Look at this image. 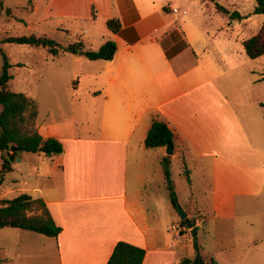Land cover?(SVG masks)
Here are the masks:
<instances>
[{
	"label": "crops",
	"instance_id": "crops-1",
	"mask_svg": "<svg viewBox=\"0 0 264 264\" xmlns=\"http://www.w3.org/2000/svg\"><path fill=\"white\" fill-rule=\"evenodd\" d=\"M225 1L32 0L25 22L35 21L39 28L55 27L72 34L73 30H65L52 20H88L93 17V6L106 25L113 18L121 24L117 32L107 25L99 35L89 29L75 33L76 42L89 48L96 49L107 39L117 44L110 60L86 57L84 78L79 77L74 85L80 90L84 81L85 93L101 109L100 131L77 134L73 126L50 120L51 111L45 119L40 118L41 107L37 105L34 131L44 138L59 139L64 150L54 157L40 151L19 152L14 156L19 161L12 162V170L4 172L0 183V200L27 193L46 202L62 231L57 237L46 238L39 233L36 239L55 241V246L52 242L43 252H55L58 264H106L120 240L145 249L143 264H181L184 258L194 264L197 254L207 264L209 258L196 253L193 237L186 240L187 233H183L177 241L154 225L157 215L161 218L165 211L171 224L178 222L169 206L161 163L164 156H169L171 164L179 160L182 165L185 159L191 189L193 168L212 172L214 212L220 218L234 217L238 201H243L237 196L260 193L264 156L260 157L251 143L242 109L259 108L264 102L253 97L246 104H237L228 84L235 72L243 88H251L250 80L258 82L260 77L249 79L242 68L250 59L243 41L251 37L239 31L242 22H226L213 12L217 4L230 12L238 10V0ZM14 17L13 11L9 13V26L23 23L22 17ZM22 52L23 48L8 54L11 68L27 65ZM65 53L75 55L74 61L85 57L69 51L51 55L55 58ZM156 116L178 136L172 155L166 153V146L147 149L144 145ZM251 119L258 125L254 114ZM0 161L1 165L3 159ZM158 164L163 177L157 181ZM257 175L261 176V187L253 190ZM162 181L165 188L159 183ZM197 212L187 210V216L201 217L202 211ZM200 224L197 219L196 226ZM179 242L186 248L193 242L194 255L181 258L174 249Z\"/></svg>",
	"mask_w": 264,
	"mask_h": 264
},
{
	"label": "rangeland",
	"instance_id": "rangeland-1",
	"mask_svg": "<svg viewBox=\"0 0 264 264\" xmlns=\"http://www.w3.org/2000/svg\"><path fill=\"white\" fill-rule=\"evenodd\" d=\"M44 1V0H41ZM226 3L225 0H221ZM228 1V0H227ZM240 6L238 10L244 16V20L230 19L229 13L214 9V14H219L220 18L226 22L234 21L241 25L239 31L246 36H252L260 28L264 22V13H256V0H238ZM12 9L14 18L20 16L23 18V23L9 26L7 17L9 13L7 8ZM31 8L29 0H4V8L0 13V40L8 35H47L55 38L64 46L69 43L76 42L75 33H81L82 29H89L91 33H101V30H106V20L98 16L99 9L94 8L96 17L88 20L81 18L68 19L60 18L52 20L57 25H62L66 29L73 30L74 33L69 34L67 31L56 30L55 27L39 28L35 21L25 22L29 19L28 9ZM230 11V10H229ZM98 12V13H97ZM102 15V14H101ZM33 19V17H31ZM206 21L211 20L205 18ZM93 24H95L93 26ZM84 36V35H83ZM85 36H88L85 35ZM0 47L7 53L17 54L23 48L22 58L27 64L24 68L14 66L11 68L14 79L11 81L12 88L15 91H26L32 99L40 105V118L45 119L50 111L52 117L58 124L65 126H73L77 134L98 133L100 131L101 109L98 108L94 99L85 93L84 88L86 83L83 81L80 90L75 89V82L79 77L84 78V71L87 69V64L83 57L81 61H74L72 53L61 54L59 57H53L46 48L30 46L27 44L18 43H0ZM81 54V53H80ZM83 55V54H82ZM81 56V55H79ZM84 56V55H83ZM3 64V57L0 52V71ZM242 68L248 75L249 79L260 77L258 82L250 80L251 88L244 87L241 82V77L238 72H235L233 77L228 80L229 89L233 92L231 96L237 104L248 103L252 98H258L264 102V55L249 59ZM249 69L255 71L249 72ZM246 83L247 78H246ZM79 96L81 100L77 97ZM75 98V99H74ZM240 111V108L238 106ZM256 117L258 125L251 117L253 114ZM243 119L249 134L251 135V143L256 150V153L264 156V106L242 109ZM35 122V120H34ZM34 122L26 124V129L35 130ZM185 149H183L184 152ZM1 158V155H0ZM1 162V161H0ZM179 160H174L171 164L173 170V180L176 183V193L178 196L179 205H173L168 197L169 206L172 209L174 220L178 221L173 224L172 219L168 218L167 211L163 212L161 218L157 215L154 225L160 232L173 239L175 232H172L171 225H177L180 233H187L185 239L193 237L192 227L183 225L181 222L180 208L185 210H193L198 213L197 209L202 211L201 217H192L196 225L198 219L201 224L197 226L198 245L201 249V256L213 257L219 264H264V186L258 195L245 196L237 200L236 212L232 218H220L214 212L212 200L211 178L212 172L204 173L200 168H193L192 179L194 182L193 189L183 174H181L182 165ZM3 165H0V183L4 179ZM157 181L163 177L161 167L158 164L155 168ZM16 174V173H14ZM165 188L164 181L159 182ZM261 187V176H254L253 190ZM39 233L26 231L20 228L3 227L0 228V258L2 264H58L57 254H45L43 251L51 248V241H41L36 239ZM42 238L49 236L43 235ZM191 236V237H190ZM184 239V238H183ZM182 240V237L181 239ZM181 242V241H180ZM179 245L174 249L179 253L180 257L193 256V242L191 246L183 247Z\"/></svg>",
	"mask_w": 264,
	"mask_h": 264
},
{
	"label": "trees",
	"instance_id": "trees-1",
	"mask_svg": "<svg viewBox=\"0 0 264 264\" xmlns=\"http://www.w3.org/2000/svg\"><path fill=\"white\" fill-rule=\"evenodd\" d=\"M32 4V0H29ZM4 8V0H0V13ZM221 11L229 13L230 19H243L244 16L235 10L230 12L224 6L217 4ZM11 9L7 8L10 13ZM256 13H264V0H256ZM92 15L96 17V11L93 6ZM108 27L117 32L121 24L118 19H109ZM18 43L30 46L44 47L53 56H57L61 51L81 53L90 60H110L117 52V44L112 39H107L100 47L93 49L86 47L82 42L69 43L64 46L55 38L47 35H8L0 43ZM243 46L249 58L255 59L264 55V22L260 28L251 37L243 41ZM3 57V64L0 71V155L3 159V171L12 170L7 154L13 156L19 152H43L47 157H54L61 154L64 150L63 144L54 137L44 138L37 131L26 129V124L34 122L38 116V106L36 102L23 92L13 90L11 81L14 76L11 74L12 64L8 54L0 47ZM264 106V104H262ZM171 143L173 147L178 144V136L169 127L168 123L159 117H154L151 127L148 130L144 145L147 149L165 147ZM18 147L13 151L12 146ZM162 169L166 180L170 199L176 207L179 205L178 196L175 190V183L172 177L171 161L169 156L162 158ZM182 174L191 184L190 169L182 159ZM192 223V233L194 248L196 253H200V246L197 239V226ZM183 225L185 220L181 219ZM14 227L27 231L41 233L49 237H57L62 231V227L53 219L46 202L42 198H34L30 194L21 193L13 198H3L0 200V228ZM145 249L135 244L120 240L116 243L112 254L106 264H143L145 258ZM190 258H184L181 264L191 263ZM0 264L2 259L0 258ZM207 264H219V262L210 257Z\"/></svg>",
	"mask_w": 264,
	"mask_h": 264
},
{
	"label": "water",
	"instance_id": "water-1",
	"mask_svg": "<svg viewBox=\"0 0 264 264\" xmlns=\"http://www.w3.org/2000/svg\"><path fill=\"white\" fill-rule=\"evenodd\" d=\"M12 150H13V151H16V150H18V147H16L15 145H13V146H12ZM173 152H174V147H173V145H172L171 143H168L167 146H166V153H167L168 155H172ZM7 156H8V158H9L10 162H14L15 160H18V161H19V158H15L11 153H8ZM180 211H181V217H180V218H181L182 220H185L186 225H187L188 227L191 228V227H192V223H191L189 217L187 216V215H188L187 212H186L185 210L181 209V208H180ZM194 264H206V263H205L204 260L199 256V254H197V256H196V258H195V260H194Z\"/></svg>",
	"mask_w": 264,
	"mask_h": 264
},
{
	"label": "built area",
	"instance_id": "built-area-1",
	"mask_svg": "<svg viewBox=\"0 0 264 264\" xmlns=\"http://www.w3.org/2000/svg\"><path fill=\"white\" fill-rule=\"evenodd\" d=\"M173 10H174V11H177L176 8L173 9ZM171 229L173 230V232H175V234H174V238H175V240L179 241V240L181 239V237H182V234L180 233V229L178 228L177 225H172V226H171Z\"/></svg>",
	"mask_w": 264,
	"mask_h": 264
}]
</instances>
